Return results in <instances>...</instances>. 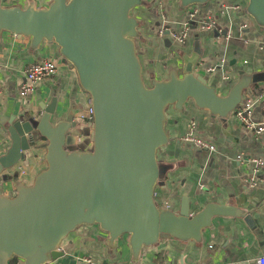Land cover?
<instances>
[{
	"label": "water",
	"instance_id": "water-1",
	"mask_svg": "<svg viewBox=\"0 0 264 264\" xmlns=\"http://www.w3.org/2000/svg\"><path fill=\"white\" fill-rule=\"evenodd\" d=\"M181 7L208 0H179ZM142 0H51L46 7L0 4V34L28 35L31 45L55 43L63 61L75 70L80 86L89 94L91 137L75 144L71 117L56 120V98L38 102L37 110L6 122L11 143L0 155V182L37 145L46 140V167L31 184L22 180L15 194L0 191V264H42L64 255L62 240L81 224H98L112 247L126 236L136 260L145 246L160 239L201 240L202 229L213 216H241L231 204L207 202L191 214L182 197L178 212L160 207L154 188L159 178L157 149L168 142L165 130L169 105L182 110L191 99L212 115L227 116L241 102L251 83L264 81V73L241 76L225 95L195 71L199 50L183 54L182 72L147 85L142 75L135 37L138 19L132 10ZM245 11L264 26V0H247ZM73 136V143L67 137ZM90 145V147H88Z\"/></svg>",
	"mask_w": 264,
	"mask_h": 264
},
{
	"label": "crops",
	"instance_id": "crops-1",
	"mask_svg": "<svg viewBox=\"0 0 264 264\" xmlns=\"http://www.w3.org/2000/svg\"><path fill=\"white\" fill-rule=\"evenodd\" d=\"M50 1L0 0V4L40 8ZM142 1L145 4L136 6L132 13L138 19L134 41L148 86L154 80L167 79L172 72L180 75L182 55L191 54L195 49L199 50L195 70L209 84H215L220 95H225L246 73H264V51L259 48L264 41V26L257 25L245 11L247 0H208L199 4L198 18L212 17L222 28L223 35L193 24L184 44L166 35L159 36L157 30L162 25L161 14H164L167 18L164 25L180 31L187 19L186 7H181L179 0ZM46 58L58 63L57 71L38 82L24 97L19 96L26 66ZM211 65L215 66L213 72L203 70ZM223 75L229 78L224 79ZM0 85V120L11 115L21 118L27 112H35L38 102L47 104L55 97L56 120L70 116L75 122L71 130L76 132H85L90 127L89 94L80 86L75 70L63 61L55 43L42 41L34 47L30 36L2 31ZM263 93L264 81L251 83L242 92V100L254 101L255 121L264 119ZM165 112L168 142L156 152L162 170L159 179L163 181L154 188L157 204L178 212L185 196L189 199L191 214L207 202L231 204L243 214L213 216L210 225L202 229L200 241L166 237L143 247L136 260L126 236L110 247L107 232L98 224H81L62 240L60 249L64 255L58 258V264H87L82 261L83 257L91 258L96 264H257V259L264 257V171L259 174L262 179L258 184L250 186L247 182L252 167L236 158L237 154H242L264 159V133L244 129L232 112L227 116L212 115L207 109L197 107L191 99L185 102L182 110L169 105ZM191 122H195L192 129ZM6 126V122L0 121V155L11 143ZM188 132L213 143L215 149H198L183 141L182 136ZM37 143L32 145L28 158L7 170L9 174L17 171L18 178L25 184H31L35 175L46 167L43 155L47 142L38 138ZM21 170L25 171L23 175ZM14 184L13 179L0 182V191L13 189Z\"/></svg>",
	"mask_w": 264,
	"mask_h": 264
},
{
	"label": "built area",
	"instance_id": "built-area-1",
	"mask_svg": "<svg viewBox=\"0 0 264 264\" xmlns=\"http://www.w3.org/2000/svg\"><path fill=\"white\" fill-rule=\"evenodd\" d=\"M187 19L183 22L182 28L180 31H174L164 25L167 23V18L164 14H161L162 25L157 30V34L159 36L166 35L172 41H175L179 44H184L188 38L189 30L193 24H198L201 29L215 31L218 36L223 35V30L219 27L216 21L210 17L209 15L204 16L203 19H199L200 9L199 4H192L186 7ZM245 26V25H243ZM229 36L226 34V37ZM259 48L264 51V41H262L259 45ZM201 65V63L199 64ZM203 66V65H202ZM58 68V63L53 59H42L30 63L24 69V79L19 86V96L24 97L27 93L33 91L34 86L42 81L45 78L51 77ZM198 69V67H197ZM215 66H207L204 67L203 70L207 72H213ZM198 72V70H195ZM199 73V72H198ZM201 74V73H200ZM224 79H228V75H223ZM1 90V85H0ZM264 97V93H263ZM253 105L254 101L252 99L241 100L238 106L232 111L234 118L241 123V125L246 130H250L255 133H264V119L260 121H255L253 119ZM90 127L88 135H76L74 139V143H80L86 136L91 137V129H92V113L90 108ZM195 127V122H191L190 128ZM183 141L190 143L194 147L198 149H207L209 151H213L215 149L213 143L207 141L206 139L193 134L192 132H188L184 134L181 138ZM89 147V146H88ZM236 158L240 162H245L246 164L251 165L252 174L249 176L248 184L250 186H255L262 179L259 177L260 173L264 171V159L260 157H246L242 154H237ZM25 171L21 170L20 174L23 175ZM264 204V200H263ZM82 261H85L87 264H96L91 258L83 257ZM50 261H46L42 264H50ZM257 264H264V257H259L257 259Z\"/></svg>",
	"mask_w": 264,
	"mask_h": 264
},
{
	"label": "rangeland",
	"instance_id": "rangeland-1",
	"mask_svg": "<svg viewBox=\"0 0 264 264\" xmlns=\"http://www.w3.org/2000/svg\"><path fill=\"white\" fill-rule=\"evenodd\" d=\"M142 4H145V2L144 1H142ZM146 83V82H145ZM153 83V82H152ZM147 84V83H146ZM67 142L68 143H73V136H71V135H69L68 137H67ZM89 147H90V145H89ZM159 177H161L162 176V170H161V168L159 167ZM21 181V179L19 178L15 183H16V185L19 183ZM13 189H15V184H14V187H13ZM13 189H10V190H7V189H4L3 188V190H4V193L5 194H7L8 196H13L14 194H15V191L13 190ZM58 259H55V260H52V262H53V264H58L56 261H57Z\"/></svg>",
	"mask_w": 264,
	"mask_h": 264
},
{
	"label": "trees",
	"instance_id": "trees-1",
	"mask_svg": "<svg viewBox=\"0 0 264 264\" xmlns=\"http://www.w3.org/2000/svg\"><path fill=\"white\" fill-rule=\"evenodd\" d=\"M17 258H13L9 261V264H16Z\"/></svg>",
	"mask_w": 264,
	"mask_h": 264
}]
</instances>
